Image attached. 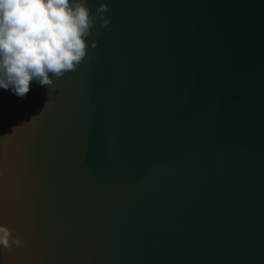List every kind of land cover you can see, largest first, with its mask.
Returning <instances> with one entry per match:
<instances>
[{
    "label": "water",
    "instance_id": "water-1",
    "mask_svg": "<svg viewBox=\"0 0 264 264\" xmlns=\"http://www.w3.org/2000/svg\"><path fill=\"white\" fill-rule=\"evenodd\" d=\"M105 2L75 71L0 89V264H264V0Z\"/></svg>",
    "mask_w": 264,
    "mask_h": 264
},
{
    "label": "clouds",
    "instance_id": "clouds-1",
    "mask_svg": "<svg viewBox=\"0 0 264 264\" xmlns=\"http://www.w3.org/2000/svg\"><path fill=\"white\" fill-rule=\"evenodd\" d=\"M110 11L105 0L96 16L86 0H0V89H10L21 100L32 82L52 90L55 80L75 71L89 55L87 38L97 22L110 28ZM98 44L92 39L90 47ZM23 243L0 224V246Z\"/></svg>",
    "mask_w": 264,
    "mask_h": 264
}]
</instances>
